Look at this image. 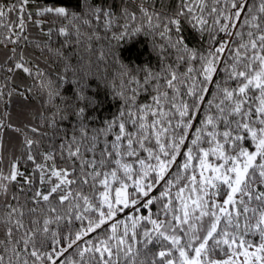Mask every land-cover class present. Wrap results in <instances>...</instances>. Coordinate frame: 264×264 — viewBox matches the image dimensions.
<instances>
[{
	"label": "snow or ice",
	"instance_id": "obj_1",
	"mask_svg": "<svg viewBox=\"0 0 264 264\" xmlns=\"http://www.w3.org/2000/svg\"><path fill=\"white\" fill-rule=\"evenodd\" d=\"M28 3L29 0H0V28L3 29L0 41L17 45L27 40L26 17L31 21L33 14L37 17L36 25L44 24L39 18L41 13L54 16V25L56 20H63L65 23L58 27L62 36L70 31L69 21L90 24L94 15L96 20L103 21L105 29L121 19L124 21L119 25L123 32H113V39L140 31L161 37L175 50L176 62L165 64L161 56V70L156 72L145 65L141 80L139 69H131L117 57L122 87L113 94L121 98L119 112L112 115L111 121L105 120L104 127L91 132L85 123L91 119L85 111L87 105L80 104L84 100L95 103V100L86 97L79 84L73 97H61V103L50 115L66 118L70 113L76 117L73 132L78 131V135L72 134L60 142L61 163H57L54 149L41 150L42 162H37L33 145L39 141L23 133L24 151L17 156L9 155L6 171L0 168V194L7 198L10 183L21 176L24 182L32 184V201H42L48 205V211L41 212L42 223L39 217L33 216L31 227L26 228L23 207L19 203L8 206L11 211L4 225L6 239L0 264H121V257L127 264H137V258L139 264H264V0H259L258 5L248 0H223V3L175 0L170 7L162 0L159 8L154 2L149 7L145 0H139L134 7L125 4L115 12L103 4L85 3L82 12H70L59 3L34 9ZM185 25L199 33L201 40L207 31V40L200 47L190 44ZM129 26H132L131 32ZM71 27L79 34L77 24ZM42 30L51 40L52 29ZM213 33H223V38L217 42ZM236 38L239 43H235ZM36 43L50 53L59 54L58 49ZM157 47L162 50L165 45ZM226 48L232 53L230 61L222 60ZM11 51L16 53V47ZM185 60L186 67L179 72L176 64ZM220 63H223L222 69ZM14 66L38 77L36 83L47 90L49 98L59 95L42 69L33 73L32 67L25 63L23 51L14 59ZM221 70L226 73L225 80L234 79L236 83L222 86L216 80L212 96L208 98L209 105L215 103L216 111L205 109L200 123L191 132L188 146L182 150L183 159L177 161L181 144L193 123L189 117L197 115L204 93L211 87L208 81L214 79V72ZM64 79L58 74L59 82ZM153 79L154 95L150 96V102L139 103L138 93L148 91ZM180 85L186 86L191 103L183 97L177 100ZM167 89H171V100ZM166 101L170 107L164 106ZM221 121L223 127H218ZM129 122L131 131L127 129ZM47 123L52 125L55 120L49 119ZM3 124L0 120V125ZM8 127L16 126L10 123ZM27 128L36 130L32 124ZM108 132L113 133L111 147L105 141L97 159L98 137ZM205 138L208 146L201 145ZM152 139L154 146H148L146 141ZM141 149L145 156L125 159L137 157ZM21 159L31 162L33 170H39L40 186L20 169ZM174 161L178 165L175 179L169 176L159 192L154 193ZM181 176L186 179L177 184ZM90 179L92 195L83 190ZM12 195L19 200L16 193ZM52 201L59 202L61 207ZM141 201L147 214L136 207ZM153 201L157 204L155 214L150 209ZM129 206L131 211H127ZM36 210L33 207L32 211ZM65 216L69 223L75 216L81 224L75 231L61 235L51 223L59 224ZM140 222H145L142 231L137 230ZM101 228L104 231H99ZM94 231L96 235L89 237ZM249 232L259 234L258 243L242 234ZM153 242L156 247L148 261L142 250L152 247ZM70 248L74 249L73 255L59 259ZM214 249H220L222 259L214 258Z\"/></svg>",
	"mask_w": 264,
	"mask_h": 264
},
{
	"label": "trees",
	"instance_id": "obj_2",
	"mask_svg": "<svg viewBox=\"0 0 264 264\" xmlns=\"http://www.w3.org/2000/svg\"><path fill=\"white\" fill-rule=\"evenodd\" d=\"M139 0H29L28 7L35 8L38 6H43L44 4L59 3L69 9L70 12H82V5L85 3L95 4V5H105L110 6L115 12L118 11L119 7L127 4L128 6L134 7ZM145 2L151 7L153 2L156 7L159 8L162 0H145ZM175 0H163L165 6L170 7ZM249 3L259 4V0H248ZM211 3V0H209ZM223 3V0H220ZM37 17L33 14V20L27 22V28L25 30V35L28 37L27 40H21L17 45H13L11 42L5 43L0 41V120L4 121L3 125H0V168L5 171L8 168V157L9 155L17 156L20 155L24 148L21 147L23 140V133L27 132L34 141L38 140L39 144L34 142L33 151L37 155V162H42V157H40L41 150L48 151L49 149L55 150V157L57 163H61L60 160V142L62 140H67L72 134H77L73 132V122L76 119L75 116L70 113L67 114L66 118H61L60 115L52 117L50 114L54 111L56 107L61 103V97L68 98L73 97L74 92L77 89V84L83 89L86 97H92L95 103H88L84 100L80 106H85V111L91 119L86 120L87 130L91 132L93 129H99L104 127V121H111L112 115L119 112L121 98L113 93L119 92L122 83L120 76L119 65L116 63V58L118 57L120 61L128 65L131 69L140 70V78L143 79L144 76V66L147 65L149 68L156 72L161 70V56L164 57L165 64H175L176 62V52L170 48L167 43L159 36L152 34L150 31H140L132 33L131 35L124 34L113 39L112 33L121 31L123 29L119 27L124 21L121 19L118 23H113L110 28L105 29L103 27L102 20H96L93 15L90 24H84L79 20H71L68 22V27L70 31L63 36L59 34L58 27L60 24L65 23L63 20H56L55 25L53 20L55 17L51 14L41 13L40 19L44 21L43 25H36L34 20ZM14 19V17L12 18ZM139 20V15L137 16ZM11 22V19L10 21ZM75 23L79 26V34L75 29H72L71 25ZM211 23V21H209ZM131 27L129 26L128 31L131 32ZM239 27V25H237ZM42 28H51V40H49V34L42 30ZM3 29L0 28V32ZM185 34L189 35L190 44L196 47H200L203 44V40H207L208 32L205 31L203 34V40L199 33H194L190 25H185ZM217 36V42L220 38H223V33H213ZM46 44L48 47L53 49H58L59 54L54 52H49L46 47H38L37 43ZM231 42V41H230ZM164 44L165 47L161 50L157 47L159 44ZM235 43H239V38L235 39ZM16 47V53L11 50ZM204 51L207 50L205 45ZM24 52L25 63L30 65L33 69V73L37 69L43 70L44 77L51 79L54 86L59 92L58 96H52L49 98L47 90L42 89L39 84L36 83L38 77L35 75H29L23 72L22 69H16L14 66V59H18L20 52ZM232 53L226 48L225 53L222 54V60L228 59L230 61ZM199 63V60H196ZM179 72H183L186 67V60L181 61L176 64ZM220 69L223 68V63L219 65ZM11 69V70H9ZM58 74L60 76L66 77L62 82L58 81ZM225 75L222 70L213 73L214 79L208 81L211 85L210 89L204 93V99L200 102L201 106L196 110L197 115L190 116L189 118L193 123L189 126V134L185 136V142L181 144V151L177 154V161L183 159V149L186 148L187 142L191 140V132L194 131L195 126L200 123L201 117L205 114V109L208 111L215 112V103L212 105L208 104V98L212 96V88L215 87L216 80L219 79L221 85L228 84L229 86L236 83L234 79L225 80ZM75 79V83H74ZM155 84V79L149 85L148 91H140L137 95L139 103L150 102V96L154 95V89L152 85ZM180 94L177 96V100L182 97L186 98L189 103L192 102V98L186 95V86L180 85ZM163 90V89H162ZM169 92L168 99L171 100V89H167ZM48 100V103H45ZM166 108L170 105L165 102ZM7 113V115H4ZM125 117L128 113L125 110ZM172 112H169V116ZM149 124L151 123V113H148ZM178 118V117H177ZM49 119H54L55 123L49 125L47 121ZM166 122V121H165ZM14 124L15 128H9L8 124ZM28 124H32L33 129L27 128ZM115 127H118L116 125ZM218 127H223V122L221 121ZM16 128L21 129L20 132L16 131ZM128 131L132 130L131 122L127 125ZM206 137V133H204ZM113 140V133L108 132L106 135L101 134L98 137L96 157L99 159V150L105 146V141H107L108 147H111V142ZM148 146H154L155 141L147 140ZM202 146H208V140L205 138L201 141ZM67 153H65V156ZM86 155H92V153H86ZM146 153L141 149L137 153V157H125V159L134 160L139 156H145ZM210 159H214L210 157ZM50 163V162H49ZM20 169L26 172L36 183L40 186L39 181V170H33L31 162H26L21 159L19 162ZM112 166V165H110ZM136 168V165L133 164ZM177 162L174 161L169 172L165 174L162 178L161 183L153 190L154 193H158L160 188L163 187L164 182L172 176L177 170ZM186 177L181 176L180 181H176L180 184ZM115 183V182H113ZM47 182H45V187ZM100 187V186H97ZM84 191L92 195L93 186L91 179L87 185H84ZM13 193H16L19 200L13 197ZM33 195L32 184L23 181V177L18 176L15 182L10 183V191L7 194V198L3 194H0V253L3 252L4 244L3 241L6 239L4 225L7 222V215L11 211L9 205L15 207L19 203L24 209L23 219L25 227H31L32 217L37 216L40 218L42 223L41 212L48 211V205L41 202L32 201L31 197ZM114 195V190H113ZM94 198V197H93ZM222 199V197H220ZM59 208L61 205L57 201H52ZM66 206V205H65ZM33 207L37 210L32 211ZM140 212L147 214L148 210L143 207V201H141L136 206ZM151 212L156 213L157 204L155 201L150 205ZM132 208L129 206L127 211H131ZM19 213V209H17ZM121 213H117L119 217ZM251 215V212L249 213ZM83 223H87L84 221ZM81 224L80 220H77L73 216L72 222L69 223L67 216H65L59 224L56 222L51 223V227L57 228L58 231L63 235L64 232L75 231ZM145 226V222H140L137 226L138 231H142ZM150 226V225H147ZM121 230L123 225L121 224ZM241 229H243V219L241 220ZM99 231H104L101 228ZM24 234V230H20V235ZM248 239L255 242H259L260 236L258 233L249 232L242 233ZM51 235V234H49ZM96 235V232L89 233V237ZM21 247L23 245L21 244ZM51 247V244H49ZM155 242H153L152 247H148L142 250V255L148 260H151V254L155 250ZM214 258L222 259L223 253L220 249H214ZM74 249H66L65 253L59 259H64L65 256L73 255ZM121 264H127L124 257H121ZM137 264H139V258H137Z\"/></svg>",
	"mask_w": 264,
	"mask_h": 264
},
{
	"label": "rangeland",
	"instance_id": "obj_3",
	"mask_svg": "<svg viewBox=\"0 0 264 264\" xmlns=\"http://www.w3.org/2000/svg\"><path fill=\"white\" fill-rule=\"evenodd\" d=\"M240 259H243V257L241 256Z\"/></svg>",
	"mask_w": 264,
	"mask_h": 264
}]
</instances>
